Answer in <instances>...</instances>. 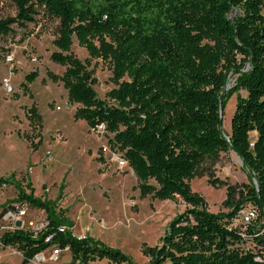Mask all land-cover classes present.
Segmentation results:
<instances>
[{
    "label": "trees",
    "instance_id": "1",
    "mask_svg": "<svg viewBox=\"0 0 264 264\" xmlns=\"http://www.w3.org/2000/svg\"><path fill=\"white\" fill-rule=\"evenodd\" d=\"M10 1L16 15L0 19V37L40 15L56 20L58 51L50 59L65 67L59 80L69 101L80 105L76 118L113 134L109 142L143 183V196L179 197L189 205L169 222L158 245L144 247L147 264H264V0ZM73 37L90 57L110 61L116 80L126 78L107 94L114 104L98 98L94 79L70 53ZM230 73H238L237 89L246 96L237 98L225 134L219 102L222 95L224 101L228 97ZM36 78L32 72L25 80ZM228 151L241 159L250 180L225 184L227 211L211 213L189 182L206 160L216 162ZM25 178L16 184L17 198L0 207V218L24 206L45 214L46 225L36 237L23 227L0 235L4 248L21 255V264L52 245L67 247L84 263L90 258L132 263L97 240L77 239L64 212L22 191ZM149 180L156 187L145 184ZM8 182L0 177V187ZM246 210L255 211L256 218L235 225Z\"/></svg>",
    "mask_w": 264,
    "mask_h": 264
},
{
    "label": "rangeland",
    "instance_id": "2",
    "mask_svg": "<svg viewBox=\"0 0 264 264\" xmlns=\"http://www.w3.org/2000/svg\"><path fill=\"white\" fill-rule=\"evenodd\" d=\"M15 15L13 3L0 0V19ZM57 26L56 20L40 15L34 23L24 28L13 26L10 34L0 37V177L9 181L0 187V207L17 198L16 184L26 177L20 185L22 191L49 201L55 211L64 212L73 223L74 236L89 237L117 249L131 259V264H147L149 257L144 254V247L158 245L169 222L190 207L179 197L159 200L153 194L143 196V183L128 162L119 167L112 161L114 156H123L109 142L113 134L103 126L90 128L83 118H76L80 105L69 101L59 80L65 67L50 59L58 51L53 45ZM70 53L94 79L98 98L114 104L107 94L126 78L116 80L112 63L90 57L74 37ZM32 72L37 73V78L28 83L25 77ZM228 76V97L222 99L225 104L221 129L225 134L230 133L237 98L246 96L244 90L237 89L238 73ZM4 79H9L10 89L4 88ZM199 172L189 182L190 189L204 199L211 213L227 211L223 206L225 184L241 185L250 180L241 159L232 151L221 153L216 162L206 160ZM209 180L224 184L214 186ZM145 184L156 187L153 180ZM22 209L24 229L39 230L45 226L44 212L27 206ZM242 216L243 212L233 223L240 225ZM11 221L0 218V235L12 227ZM14 252L12 248L1 249L0 264H21L22 257ZM46 264L111 263L105 258H90L84 263L63 251L56 262Z\"/></svg>",
    "mask_w": 264,
    "mask_h": 264
},
{
    "label": "built area",
    "instance_id": "3",
    "mask_svg": "<svg viewBox=\"0 0 264 264\" xmlns=\"http://www.w3.org/2000/svg\"><path fill=\"white\" fill-rule=\"evenodd\" d=\"M2 84H3L4 88H6V89L9 88L10 89L9 79H4L2 81ZM112 161H114L119 167H124L125 164L127 163V161L125 160V158L123 156H122V158L114 156L112 158ZM24 215H25V210H23V209L18 210L16 213H7L3 218H11L12 219V221H11L12 222V227H10V229H8V230L16 229L15 223L17 221H19L21 223L20 228L24 227V222L22 220V217H24ZM255 218H256L255 211L246 210V211L243 212L241 223L249 224ZM45 225H46V222H45ZM44 227L45 226H43L42 229ZM42 229H39V230L32 229L33 236L36 237L37 233L39 231H41ZM63 230H64V228L59 229L60 232H62ZM51 237L52 236L47 237L45 239V242L48 243L51 240ZM76 238L77 239H81V237H76ZM1 249H7V248H4V246L0 242V250ZM63 251H69V250H68L67 247L65 249H60L56 245H52V246L46 248L45 250L41 251L40 253H38L29 262L31 264H46L48 262H56L58 260L59 255ZM14 253L19 254L18 252H14Z\"/></svg>",
    "mask_w": 264,
    "mask_h": 264
},
{
    "label": "water",
    "instance_id": "4",
    "mask_svg": "<svg viewBox=\"0 0 264 264\" xmlns=\"http://www.w3.org/2000/svg\"><path fill=\"white\" fill-rule=\"evenodd\" d=\"M222 99H223V95L221 96V99H220V102H219V104H220V110H219L220 123L223 122V111H222V107H221ZM20 225H21V223H20L19 221H17V222L15 223V226H16L17 229L20 228Z\"/></svg>",
    "mask_w": 264,
    "mask_h": 264
},
{
    "label": "crops",
    "instance_id": "5",
    "mask_svg": "<svg viewBox=\"0 0 264 264\" xmlns=\"http://www.w3.org/2000/svg\"><path fill=\"white\" fill-rule=\"evenodd\" d=\"M18 256H19V257H21V255H20V254H18ZM29 264H31V263L29 262Z\"/></svg>",
    "mask_w": 264,
    "mask_h": 264
}]
</instances>
